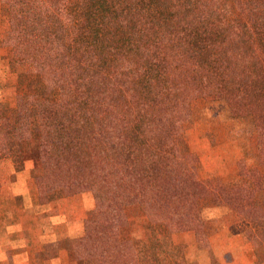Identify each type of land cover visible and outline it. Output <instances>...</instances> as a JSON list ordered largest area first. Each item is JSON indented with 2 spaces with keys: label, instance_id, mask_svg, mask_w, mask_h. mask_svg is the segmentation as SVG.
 <instances>
[{
  "label": "trees",
  "instance_id": "1",
  "mask_svg": "<svg viewBox=\"0 0 264 264\" xmlns=\"http://www.w3.org/2000/svg\"><path fill=\"white\" fill-rule=\"evenodd\" d=\"M15 106L2 112L0 161L40 202L92 192L77 264H218L206 211L225 207L263 254L264 0H0ZM221 101L254 129L253 162L202 179L186 136L191 105ZM142 218L145 235L134 237ZM191 232L189 245L172 236ZM60 245L58 244V248ZM56 245L49 246L53 256Z\"/></svg>",
  "mask_w": 264,
  "mask_h": 264
},
{
  "label": "crops",
  "instance_id": "2",
  "mask_svg": "<svg viewBox=\"0 0 264 264\" xmlns=\"http://www.w3.org/2000/svg\"><path fill=\"white\" fill-rule=\"evenodd\" d=\"M5 51L0 48V63L7 69L5 62L9 60V51L7 54ZM199 160L201 162L200 157ZM0 163L4 166L0 164V264H77L65 248V241L83 234L84 221L92 209L86 193L65 197L55 191L42 203L30 178L29 166L15 171L11 160ZM203 170L206 171L203 166L201 170L200 163L199 174ZM209 175L215 177L212 176L214 171ZM230 216L232 224L243 225L234 215ZM240 233H244L242 228L230 236L233 239L228 241L232 243L220 246V252L229 260H223L222 256L219 264H264L255 259L252 245L235 243L237 237L242 238ZM172 241L177 245H189L194 241V235L191 232L174 234ZM210 242L212 245L211 239ZM50 244L56 245L53 256L49 255ZM214 253L219 255L216 246Z\"/></svg>",
  "mask_w": 264,
  "mask_h": 264
},
{
  "label": "rangeland",
  "instance_id": "3",
  "mask_svg": "<svg viewBox=\"0 0 264 264\" xmlns=\"http://www.w3.org/2000/svg\"><path fill=\"white\" fill-rule=\"evenodd\" d=\"M5 29V23L0 17V48L5 49V53L7 54L8 48L1 43ZM7 55L9 56V54ZM7 63L8 62H5V65H7ZM2 65L3 64L0 63V102L4 104L2 112L10 114L11 109L15 106L18 74L11 72L9 67L4 69ZM186 127V136L201 158V170L202 166L206 170H203V173L199 174L202 179H209L210 172L214 171L215 175L212 176H219L223 181H228V179L236 173V161L238 159L242 158L248 164L253 162V126L249 120L230 119L228 108L224 102L206 100L194 101L191 105V119ZM12 164L14 165L13 162ZM26 166H29L30 169L33 168V162L29 161L27 164L25 163L24 167L26 168ZM2 171L5 173V168H3ZM15 171L17 170L15 169ZM86 195L92 204L91 210H93L96 205L94 194L88 192ZM259 200L261 204L264 203V187L259 195ZM205 215L216 228L211 240L213 249L216 246L217 252H219V255H215L217 257L215 261H217L218 264L222 256L223 260H229L227 256L223 255L222 251L220 252V246L232 243L229 242L228 239H233L231 238L232 235L239 233L240 228L244 230V233H240L242 238L239 239V237H237L238 240L235 243L241 246L252 245L255 259L260 263H264L262 259L263 254L256 245L253 234H251L252 232L246 223L242 222L243 225L237 226L232 224L233 220L230 215L233 214L229 213V211L222 206H216L207 210ZM143 225L144 223L141 217L133 221L132 235H134V237L141 238L145 235V228ZM209 260L211 264L214 263L212 254L210 253L204 262H208Z\"/></svg>",
  "mask_w": 264,
  "mask_h": 264
}]
</instances>
